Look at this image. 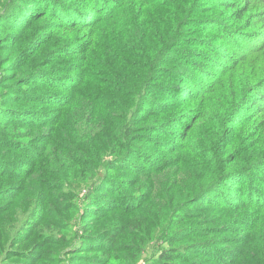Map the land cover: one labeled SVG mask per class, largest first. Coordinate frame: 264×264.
<instances>
[{"label": "rangeland", "instance_id": "rangeland-1", "mask_svg": "<svg viewBox=\"0 0 264 264\" xmlns=\"http://www.w3.org/2000/svg\"><path fill=\"white\" fill-rule=\"evenodd\" d=\"M216 2L0 0V264H264V3ZM235 92L221 167L186 129Z\"/></svg>", "mask_w": 264, "mask_h": 264}, {"label": "trees", "instance_id": "trees-1", "mask_svg": "<svg viewBox=\"0 0 264 264\" xmlns=\"http://www.w3.org/2000/svg\"><path fill=\"white\" fill-rule=\"evenodd\" d=\"M216 1H217L216 3L219 4V5H222L224 9H226V10L232 9L233 11H232V16L231 17H234L237 21L241 20L247 12H249L251 9H253V7L255 5L264 3V0H216ZM0 17H3V16H0ZM261 17H263V18H261V21L263 22L264 21V16L261 15ZM62 20L64 21L62 23L56 22L57 23V25H56L57 28L70 27V24H69L68 21H66L64 18H62ZM82 25H83V23L76 22V24L74 23V24L71 25V28L72 27H74V28L75 27H79V26H82ZM210 28H213V27H210ZM235 49H237V48H235ZM258 50H264V44H263L262 48L255 49V46H253V47L250 48L249 52H247L246 54H243V53L240 54V58H238L239 60H238L237 63L243 64V63H246L247 61H250V59L252 57V56H250V54L251 53H255ZM236 51L238 52V50H236ZM220 53H222V52H220ZM222 54L226 55L227 57H230V54H227V53H222ZM233 56L236 57L235 54H233ZM216 58L220 59L222 57L218 56ZM229 62L228 61H226V62L223 61L224 66L226 68L225 70H227V69H228L227 71L237 70V68H238L237 65L238 64L235 65V66H233V65L231 66L229 64ZM210 64H211V60L206 59V61L204 63L205 67H208ZM258 68H259V71L258 70L255 71L254 74L252 75L254 80L252 82H248V81L245 82L242 87L247 89L249 92H251L254 89L257 90V93L255 94V96H256V98L261 100L259 103H257V105H262V104H264V92L262 94L259 91V89L263 86L264 79H263V82H260V83H259V80L264 78V75L262 74L261 68L260 67H258ZM225 73H223V74H225ZM226 80H227V78H222L221 81H219V83L214 82L213 87L211 89H209L208 91H206L204 94L200 95V96L204 98L206 96L216 95L218 93V91L219 92L224 91L223 90L224 88L222 89V87H224V85L226 84ZM227 84L229 86L228 82H227ZM240 84L241 83H238L239 86H240ZM226 90H227V92L231 91V89H229V88H227ZM258 91H259L260 94H258ZM235 93H236V98H224V102H225V106L226 107H224L221 110V112L219 113V116L214 118V120H215V125L214 126L206 127L205 130L203 132H201L202 125H208L207 122H205V120L207 119V117H209V114L212 111V110H210L211 106L213 108V104L212 103H205L203 108L197 109L198 110L197 113L192 115L191 118H193L192 119L193 120V125L186 129V137H185V139L187 140L188 137H189V139L187 141L189 142L190 145L192 143L193 152L195 153V151H196L195 147H197V145H198V147H205L206 149H208V153L209 154L217 153L216 157H217V160L219 161V164H220L221 167H223V165L225 167H227L229 165L228 161H231L230 158L233 155V152L232 153L231 152H229V153L226 152L227 148H225V147H229V146L233 145L234 140L231 139V140L226 142L228 133H225V131L229 127V125H230L229 123L230 122L231 123L234 122L235 114L238 113L239 110L242 109V107H243L242 105H243V103H245V101L247 99V98H245L246 93H243V94L238 93V92H235ZM209 106H210V108H209ZM215 107L216 106H214V108ZM219 111H216V112H219ZM259 136H261V138H264V132L261 133ZM133 137H135L137 139H140V137H147V138L150 139V137L146 136V134L131 133V130L128 129V131L126 133H124L122 138L120 139V143H123L124 139H126V138L127 139H131ZM194 137H195V139H194ZM234 139L236 141L239 140L238 137H234ZM201 143H203V145H201ZM205 144H207V145H205ZM184 147L186 148V146H184ZM219 147H220V150L224 149V152L218 154ZM130 151H132V150H128L126 153H131ZM138 157H140L141 160L138 161L137 163H144V157L141 156V155H139ZM197 157H198V159H203V156H201L199 154H197L194 157V159L197 158ZM237 158H240V156H237ZM143 167L151 168L150 166H147L145 163H144ZM228 170L229 169L225 168L221 172V174H225ZM257 203H258V205H263L262 202H260V201L257 202ZM237 204H238V207L240 209L241 208H245V207H251V206H253L255 209H257L254 206L255 204L252 205L247 200H237ZM163 255L165 257H170L173 254H171L169 251H165V253Z\"/></svg>", "mask_w": 264, "mask_h": 264}]
</instances>
